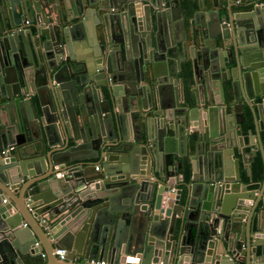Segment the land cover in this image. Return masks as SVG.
Masks as SVG:
<instances>
[{
	"label": "water",
	"instance_id": "1",
	"mask_svg": "<svg viewBox=\"0 0 264 264\" xmlns=\"http://www.w3.org/2000/svg\"><path fill=\"white\" fill-rule=\"evenodd\" d=\"M181 1L0 0V264H264V0Z\"/></svg>",
	"mask_w": 264,
	"mask_h": 264
},
{
	"label": "crops",
	"instance_id": "2",
	"mask_svg": "<svg viewBox=\"0 0 264 264\" xmlns=\"http://www.w3.org/2000/svg\"><path fill=\"white\" fill-rule=\"evenodd\" d=\"M191 17H192L191 15L186 16L187 27H189L188 21L191 20L190 19ZM21 27L26 28V30L30 28L32 35H35L39 28V24L37 22H34L32 25H30L24 22L21 24ZM24 37L26 40V44L30 45V43L33 40L32 36L25 35ZM188 42H189L188 44H190V40ZM191 87H193V85L190 81V84L188 85V93H187L188 95L185 94L186 92H184V94L185 96H188L190 100L189 103H185V104H188V107L193 108L195 106V103L193 100L194 95L190 91ZM229 105L230 103L226 107L223 106L225 113L228 114L227 117H230L234 121L238 120L242 122L240 123V126L235 124V132H233V134L235 133V144L231 147V149H233V152L230 158L233 159V161H235L233 167V170L235 172L234 174L236 173L239 174L240 182L245 184L248 190L247 192L251 193L254 196L255 195L254 192L258 191L259 185L263 177V162L257 144L260 140L264 145V129H261V127H259V130L256 129L252 115L248 107L244 105V117H242V115L238 113L232 114L233 110L231 109V107H229ZM254 145L257 146L255 147ZM186 150H187L186 159L187 162H190L188 156H192L195 153L193 141L186 145ZM253 153H256L255 157H253ZM236 161H238L237 165H236ZM246 167L248 168V170L246 169ZM190 171L191 170H187V175H186L187 179H185L183 183L180 182L179 180H175L174 182H172L173 183L172 188L181 191L182 202L184 201L185 196L187 194V186L190 185L191 183ZM197 173L199 176L203 177L202 172L198 171Z\"/></svg>",
	"mask_w": 264,
	"mask_h": 264
},
{
	"label": "trees",
	"instance_id": "3",
	"mask_svg": "<svg viewBox=\"0 0 264 264\" xmlns=\"http://www.w3.org/2000/svg\"><path fill=\"white\" fill-rule=\"evenodd\" d=\"M181 3H182V7L185 10L186 15H188V16H190L194 12V10H196L198 7V0H182ZM184 67L187 68V65H185ZM181 75L183 76V80L185 83L184 84V92H186L185 94L188 95L187 94L188 93V85L190 84V79L188 78L189 73L187 72V74H186V72L185 73L182 72ZM186 175H187V170L185 172L184 180L187 179Z\"/></svg>",
	"mask_w": 264,
	"mask_h": 264
},
{
	"label": "built area",
	"instance_id": "4",
	"mask_svg": "<svg viewBox=\"0 0 264 264\" xmlns=\"http://www.w3.org/2000/svg\"><path fill=\"white\" fill-rule=\"evenodd\" d=\"M26 24H28L26 22ZM172 191H175L174 188H172ZM56 254L59 256L60 259H63L64 256V251L63 250H57ZM89 264H106L104 261H100V262H95L93 259L89 261Z\"/></svg>",
	"mask_w": 264,
	"mask_h": 264
}]
</instances>
